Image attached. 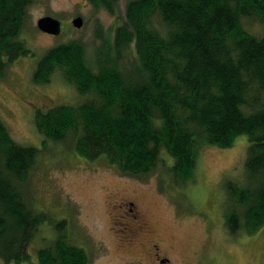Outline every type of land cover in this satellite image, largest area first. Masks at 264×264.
<instances>
[{"label":"trees","instance_id":"16d2710c","mask_svg":"<svg viewBox=\"0 0 264 264\" xmlns=\"http://www.w3.org/2000/svg\"><path fill=\"white\" fill-rule=\"evenodd\" d=\"M34 0H0V80L20 57L33 55L19 41L26 11ZM112 15L118 0H89ZM126 22L112 41L90 58L78 41L49 48L32 75L47 84L55 73L84 99L77 105L36 110L34 124L45 142L70 138L87 161L104 158L119 173L145 177L164 149L177 184L194 182L199 148L233 147L248 137L246 184L228 182L230 233L264 228V34L243 26L257 21L264 32V0H128ZM34 57V56H32ZM40 149L17 144L0 116V259H29L26 247L49 220L33 210L29 172ZM230 196V195H229ZM48 219V220H47ZM38 250L37 264H89L86 252L65 238Z\"/></svg>","mask_w":264,"mask_h":264},{"label":"rangeland","instance_id":"374dc122","mask_svg":"<svg viewBox=\"0 0 264 264\" xmlns=\"http://www.w3.org/2000/svg\"><path fill=\"white\" fill-rule=\"evenodd\" d=\"M127 1L111 3L112 15L104 4L94 6L89 0H34L26 11L19 41L33 55L20 57L6 68L0 80V116L17 144L40 149L27 191L33 210L49 220L26 247L29 259L19 264H37L38 250L51 245L60 221L65 224L61 230L65 239L86 252L89 264H141L136 254L115 245L119 216L112 208L121 200L137 203L143 221L170 247L166 255L170 264H264V228L254 234L242 229L230 233L226 225L233 205L227 183L238 189L254 186L245 182L246 135L238 136L228 149L202 145L195 180L185 185L173 180L169 172L173 160L164 149L155 169L143 178L122 175L104 158L85 160L74 152L71 136L58 144L47 141L42 147L43 137L34 124L36 110L77 105L84 99L59 73L47 84H35L36 61L49 48L69 41L80 42L88 57L94 56L101 39L112 41L113 30L126 22ZM44 16L61 23L58 36L37 29ZM77 16L83 19L80 29L71 24ZM243 26L255 36L264 34L255 20L247 18ZM0 264H5L2 259Z\"/></svg>","mask_w":264,"mask_h":264},{"label":"flooded vegetation","instance_id":"af4514ba","mask_svg":"<svg viewBox=\"0 0 264 264\" xmlns=\"http://www.w3.org/2000/svg\"><path fill=\"white\" fill-rule=\"evenodd\" d=\"M116 204L112 209L119 216V223H116L119 231L115 237L117 249L136 254L140 257L136 261L141 264H170L171 260L166 256L170 247L163 244V239L143 221L137 203L121 200Z\"/></svg>","mask_w":264,"mask_h":264},{"label":"water","instance_id":"95a60500","mask_svg":"<svg viewBox=\"0 0 264 264\" xmlns=\"http://www.w3.org/2000/svg\"><path fill=\"white\" fill-rule=\"evenodd\" d=\"M71 24L75 28H81L83 19L80 16H77L72 20ZM36 26L41 33L51 36H58L61 32V23L57 19L50 16L40 18L37 21Z\"/></svg>","mask_w":264,"mask_h":264},{"label":"bare ground","instance_id":"6f19581e","mask_svg":"<svg viewBox=\"0 0 264 264\" xmlns=\"http://www.w3.org/2000/svg\"><path fill=\"white\" fill-rule=\"evenodd\" d=\"M83 25V24H82ZM82 27V26H81ZM77 29H80V28H77Z\"/></svg>","mask_w":264,"mask_h":264}]
</instances>
